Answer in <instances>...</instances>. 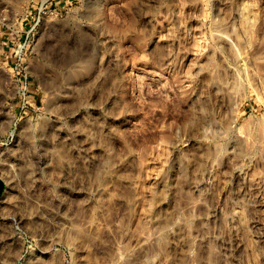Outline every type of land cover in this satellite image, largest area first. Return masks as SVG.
Here are the masks:
<instances>
[{
	"label": "rangeland",
	"instance_id": "374dc122",
	"mask_svg": "<svg viewBox=\"0 0 264 264\" xmlns=\"http://www.w3.org/2000/svg\"><path fill=\"white\" fill-rule=\"evenodd\" d=\"M0 179V264H264V0H0Z\"/></svg>",
	"mask_w": 264,
	"mask_h": 264
},
{
	"label": "built area",
	"instance_id": "2783aa9c",
	"mask_svg": "<svg viewBox=\"0 0 264 264\" xmlns=\"http://www.w3.org/2000/svg\"><path fill=\"white\" fill-rule=\"evenodd\" d=\"M50 12H51V14L54 15V16H58L59 13H60V11H59L58 8L51 9ZM3 43L7 44L6 41H3Z\"/></svg>",
	"mask_w": 264,
	"mask_h": 264
},
{
	"label": "water",
	"instance_id": "95a60500",
	"mask_svg": "<svg viewBox=\"0 0 264 264\" xmlns=\"http://www.w3.org/2000/svg\"><path fill=\"white\" fill-rule=\"evenodd\" d=\"M4 189V182L0 179V193L3 191Z\"/></svg>",
	"mask_w": 264,
	"mask_h": 264
},
{
	"label": "bare ground",
	"instance_id": "6f19581e",
	"mask_svg": "<svg viewBox=\"0 0 264 264\" xmlns=\"http://www.w3.org/2000/svg\"><path fill=\"white\" fill-rule=\"evenodd\" d=\"M245 19H246V18H245ZM245 19H244V23L246 24V23H248V20H247V19L245 20ZM249 21H250V20H249Z\"/></svg>",
	"mask_w": 264,
	"mask_h": 264
}]
</instances>
